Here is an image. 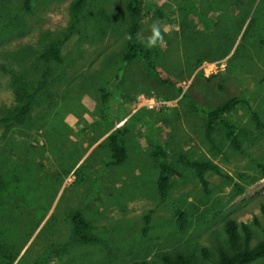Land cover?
I'll list each match as a JSON object with an SVG mask.
<instances>
[{"label": "rangeland", "instance_id": "1", "mask_svg": "<svg viewBox=\"0 0 264 264\" xmlns=\"http://www.w3.org/2000/svg\"><path fill=\"white\" fill-rule=\"evenodd\" d=\"M72 1L31 0L25 12L22 0H0V114L13 104V76L44 82L23 123L0 122V190L4 177L20 187L11 198L0 194V264H162V254L176 252L214 264L227 247L228 219L240 236L246 225L254 245L264 232V129L251 117L264 124V0H144L136 38L184 97L139 59L121 61L128 0H85L64 38ZM53 41L60 64L39 57ZM232 96L243 102L224 117L242 131L240 152L219 127L210 140L203 135L200 110ZM123 122L126 157L110 166L107 136ZM157 146L165 158L151 156ZM161 161L175 170L163 196ZM192 161L219 172L205 171L202 184ZM77 209L98 243L72 233L68 216Z\"/></svg>", "mask_w": 264, "mask_h": 264}, {"label": "trees", "instance_id": "2", "mask_svg": "<svg viewBox=\"0 0 264 264\" xmlns=\"http://www.w3.org/2000/svg\"><path fill=\"white\" fill-rule=\"evenodd\" d=\"M85 0H73L69 6V23L64 33V38L75 28L79 22V17L82 12ZM22 7L25 12H29L31 9V0H22ZM144 0H128L125 4V11L130 18L129 25L125 35V47L120 54V59L123 62H131L135 59H139L142 63V67L145 73L153 79L158 80L161 84L174 86L179 92L182 93V87L176 85L177 83L167 75L162 74L154 63L155 52L150 47L140 43L137 38L138 23L140 18L146 13ZM40 59L45 63L60 64L62 59L58 49V45L55 41L50 42L40 53ZM44 84L43 81L36 83V86L30 85L20 76H13L11 80V90L13 93V104L5 107L0 114V122L3 125L21 124L29 116L34 102L39 94L40 88ZM183 97L185 96L182 93ZM108 94L102 95V101L105 102ZM243 100L237 96H232L220 104L207 110H200L203 117L204 138L210 140L214 130L219 127L222 131V136L226 142L237 152L242 150L243 138L242 131L236 132L234 125L228 121L224 114L236 107ZM248 104V103H247ZM194 111L197 108L191 106ZM251 117L254 125L257 128L264 129V124L261 123L258 115L251 111ZM127 127L125 123H117L113 130L107 136V148L109 150L110 159L108 165L117 166L121 164L126 157V151L124 148V136L127 133ZM151 156L159 159L165 158V150L161 146H157L152 152ZM180 158L185 159L183 156ZM190 165L196 171V174L202 184L205 183L203 173L207 170L219 172L218 167L208 161H192ZM264 171V166H259ZM171 173H175V170L166 161H161L158 165V173L156 177V189L160 196L165 194L168 187V179ZM17 179V180H16ZM14 178L12 181L7 180L6 186L0 190V194L4 197L11 198L19 187L18 178ZM260 211L264 215V204L260 205ZM69 224L72 229V233L77 237L79 241L84 244L98 243L99 239L90 233L91 225L82 216L80 210L72 211L68 216ZM175 221L180 230L184 228V213L181 210H177L175 213ZM224 232L226 235L227 247H218L217 260L214 264H249L255 260L264 257V232L261 238L251 245V235L248 227L244 224L240 225V231L242 236L239 235L238 225L231 219H228L224 223ZM204 257L206 253L204 252ZM162 264H194L190 256L176 252L172 255L162 254L160 257ZM133 264H148L144 260L136 261Z\"/></svg>", "mask_w": 264, "mask_h": 264}, {"label": "clouds", "instance_id": "3", "mask_svg": "<svg viewBox=\"0 0 264 264\" xmlns=\"http://www.w3.org/2000/svg\"><path fill=\"white\" fill-rule=\"evenodd\" d=\"M152 31L153 33H156L157 32V28L155 25L152 26ZM146 42L149 44V45H152V44H155L156 40L154 37H149L147 38Z\"/></svg>", "mask_w": 264, "mask_h": 264}]
</instances>
